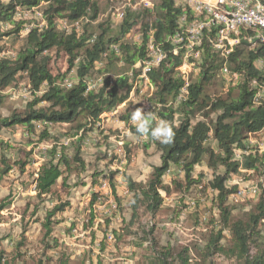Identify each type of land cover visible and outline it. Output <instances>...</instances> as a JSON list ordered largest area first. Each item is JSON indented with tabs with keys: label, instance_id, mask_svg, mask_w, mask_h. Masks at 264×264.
Here are the masks:
<instances>
[{
	"label": "trees",
	"instance_id": "1",
	"mask_svg": "<svg viewBox=\"0 0 264 264\" xmlns=\"http://www.w3.org/2000/svg\"><path fill=\"white\" fill-rule=\"evenodd\" d=\"M259 1L264 5V0ZM156 2L152 10L128 14L116 34H111L108 28L101 29L94 41L89 43L92 36L86 31L81 35H76L73 31L66 34L58 30L55 22L58 19H66L71 23L87 17L95 20L98 14L95 0H10L7 3L0 1V41L3 37H14L21 26L23 27L24 21H13L16 6L30 8L46 3V8L43 10L45 25L40 29L28 30L24 46L14 59L0 60V91L17 86L21 77H24L32 91L38 92L44 84L46 87L42 94H32L23 112L0 117V129L19 125L25 127L29 135H33L36 131L35 124H42L43 127L70 124L80 117L89 123H95L102 114L111 112L127 101L130 91L127 76L116 77L114 80L106 78L90 92H86V84L83 80L99 73L94 72V65L103 60L102 55L107 52L110 45L120 43L122 40L118 41L136 26L139 15H144L147 21L141 24V28L144 31H152L153 40L162 45L166 59L148 74L154 86L150 107L152 117L144 116L142 126L135 129V134L137 136L144 134L148 143L154 144L160 155V165L153 167L148 181L144 184L133 182L129 176H125L128 191L132 196L131 220L137 218L139 209H143L151 216L159 211L163 204L160 192L167 196L170 194V187L163 185L162 182L163 176L170 167L178 168L183 172L184 179L192 183L191 175L194 167L206 159L207 167L213 174L209 188L216 193L213 203L219 216L218 229H213L209 234L203 248L198 252L197 260L189 257L187 247L182 248L177 255H174L169 248L160 247L152 261L154 264H214L213 257L219 256L232 261L233 264H264L260 231L264 221V196L261 194L258 197L246 219L232 220L231 210L226 203L230 196L237 193V187L225 186L229 177L237 174L241 166L234 157V150L244 149L243 141L249 134L264 131V99L261 103L254 104L256 90L251 86L253 80L264 82V43L255 40L254 44L240 43L235 47L226 65L228 70L239 73L241 79L230 88L226 98L216 99L207 95L205 87L215 81L223 65V59L205 44L197 65L198 73L194 81L189 79L186 100L174 109L173 104L178 93L185 85V81L177 72L182 59L180 55L172 53V47L165 43L164 39L174 33L181 10L172 0H156ZM149 18H153L150 27ZM3 24H10L12 29L4 32ZM256 33L255 30L242 31L240 41L250 42L255 39ZM147 39L148 37L143 34L140 45L120 44L119 55L109 53L107 56L108 67L111 68L112 61L120 58L124 60V64L130 66L137 60L145 59ZM60 55L67 59L66 70L63 73L58 70L54 74L51 64L56 62ZM257 61L261 62V67L255 65ZM74 68L78 82L69 89L61 87L62 79ZM233 90H235L234 96L231 93ZM205 110L206 112H203ZM176 111L182 114V120L177 125L174 123ZM200 113L204 119L215 113L216 119L210 124L204 120L192 123L195 115ZM130 116L127 115L123 119L127 120ZM156 120H161L165 126V134L161 140L157 139ZM75 129L80 131L84 126L78 124ZM46 134L45 129L43 136ZM211 136L217 144V150L206 147ZM56 149L53 145L46 151L47 159L37 170L34 179L36 198L48 196L59 179L64 182V175L72 171V164L84 167V162L80 158V144L75 147L74 154L70 158ZM1 163L0 181L13 169L4 158ZM15 164L23 171L25 162ZM258 166L261 168L260 171ZM218 167L223 168L222 175L215 174ZM248 169L264 174V152L260 155L248 156ZM114 198L118 200L115 194ZM95 200L96 198H93L94 202ZM9 205L8 199H0V212ZM65 206L66 204L54 205L46 212L43 237L50 242L47 243L48 248L57 247L56 240L50 237L53 218L57 213L63 212ZM92 219L91 215V222ZM225 231L229 232L230 237L228 243L223 245L221 242ZM152 234L153 230L149 229L145 241ZM149 240L157 250L158 243L153 238ZM18 257L8 260L0 251V264H18ZM37 264L44 262L38 261Z\"/></svg>",
	"mask_w": 264,
	"mask_h": 264
},
{
	"label": "rangeland",
	"instance_id": "2",
	"mask_svg": "<svg viewBox=\"0 0 264 264\" xmlns=\"http://www.w3.org/2000/svg\"><path fill=\"white\" fill-rule=\"evenodd\" d=\"M95 1L98 6L97 18L90 20L87 17L89 22L81 26V31L96 37L101 29L108 28L111 34H116L121 23L112 22L110 19L108 8L111 3L109 0ZM1 2L7 3L8 0ZM153 3L155 5L156 0ZM16 7H20L22 13L19 18H13V21H24V24L13 39L2 38L0 60L14 59L24 46L28 30L40 29L45 25L43 10L46 3L30 8ZM143 10L142 7H136L127 15ZM143 16L139 15L136 26L118 41L122 40L119 44L137 46L142 43L143 34L148 37L152 33L151 30L144 31L141 28V24L147 21ZM152 20L153 18H149V27ZM10 29V24L2 25L4 32ZM66 60V57L60 55L51 64L52 72L55 74L60 70L63 73L66 70ZM112 63L111 68L107 65V59L96 63L94 72L99 73L87 77L86 80L96 82L99 86L106 78L114 80L130 73L135 80L136 72L131 68L132 65L124 64L122 58L113 60ZM255 65L261 67V62L257 61ZM197 73L196 70L187 72L188 78L194 81ZM75 78L74 68L62 80L73 81ZM19 79L17 86L13 87L15 90L19 88L16 95L8 90L0 91L2 118L23 112L31 100V96L27 97L24 90L27 81L24 77ZM129 84L131 90L132 82L129 81ZM230 88L232 87L218 72L215 81L208 84L205 91L212 99L226 98ZM141 89L143 95H137L134 91L131 100L127 99L95 123H89L80 117L70 124L46 127L35 124L36 131L33 135H29L26 128L19 125L0 129V168L3 158L13 167L0 181V199L6 198L10 201V205L0 212V251L4 253L5 259L19 256L18 264H37L38 261L44 264H154L152 259L156 257V251L160 247L169 248L174 255L187 247L189 257L197 260L198 252L212 230L218 229L219 221L218 211L213 203L216 193L209 188L213 174L207 167L206 159L194 167L192 183L184 179L183 172L178 168L170 167L162 178L163 185L170 187V194L167 196L160 192L163 204L159 211L151 216L139 209L137 218L131 220L132 196L125 176H129L133 182L144 184L148 181L153 167L160 165V155L154 144L148 143L144 134H135V129L142 126L143 117H152L150 107L154 90L148 96L149 91L144 85ZM231 93L234 96L235 90ZM145 101L149 111L142 106ZM177 107V104H173L174 109ZM127 115L131 116L124 120L123 117ZM215 119V113L210 114L207 119L200 113L195 115L192 123L204 120L210 124ZM181 120L182 114L176 111L174 123L177 125ZM78 124H82L84 129L76 130L75 126ZM157 124V139L161 140L165 134V126ZM45 129L47 134L43 136ZM77 142L81 146L80 158L84 167L72 164V171L65 173L64 182L59 179L48 196L36 198L34 179L38 168L47 159L46 151L55 145L57 151L70 158L75 147L79 145ZM243 146L244 149L234 150L237 154L235 159L241 165L240 169L225 183L228 188L237 187V193L230 196L226 203L231 210L232 220L246 219L258 197L261 194L264 196V174L248 169V156L264 152V131L249 134L243 141ZM206 147L217 150L212 136ZM17 162H25L23 171L15 164ZM258 170H261L259 166ZM215 174L222 175L223 168L218 167ZM114 194L118 200H115ZM93 198H96L95 202ZM58 204L66 206L63 212L57 213L53 218L50 237L56 240L57 247L52 249L47 247L50 242L43 237V223L46 212ZM149 229L153 230L149 239L153 238L159 245L157 250L149 239L145 241ZM260 231L264 250V221ZM223 235L221 243L226 245L229 232L225 231ZM212 261L214 264H233L219 256H214Z\"/></svg>",
	"mask_w": 264,
	"mask_h": 264
},
{
	"label": "built area",
	"instance_id": "3",
	"mask_svg": "<svg viewBox=\"0 0 264 264\" xmlns=\"http://www.w3.org/2000/svg\"><path fill=\"white\" fill-rule=\"evenodd\" d=\"M172 1L181 10V14L177 19V27L174 33L167 36L164 42L172 47L174 55L178 54L181 56L182 62L177 68V72L178 76L185 81V85L180 89L174 104L178 105L186 100L188 94L187 87L189 85L187 72L191 73L192 70L198 72L197 65L199 64L205 44L212 52L223 59V65L220 68L219 74L229 86L234 87L240 81L241 75L228 70L226 61L234 52L235 47L240 44V33L242 31L255 30L257 31L255 40L264 42V5L259 0ZM109 2L111 3V6L108 8L110 19L112 22L121 24L125 20L127 13L133 8L142 7L144 10H152L154 8V0H109ZM31 9L34 11V8ZM21 13V8L16 7L13 16L14 20L19 18ZM88 22L87 18H81L71 23L66 19H58L55 25L59 31L66 34H70L73 31L76 35H81V26ZM94 39L95 36H92L89 39V43H92ZM119 46V43L110 45L107 52L102 55V59L105 60L109 53L119 55ZM161 46L160 43L154 42L152 33H150L146 43V58L137 60L131 67L136 72L135 80L132 73L127 75L133 86L129 92L128 101L131 100L134 91H136L137 95H143L142 85L149 91L148 96L153 94L154 86L148 74L153 69L158 68L166 59V54ZM77 82L76 78L73 81L64 80L60 86L69 89ZM83 82L86 84V92H90L97 87L96 82L87 81L86 79ZM251 86L256 90L253 103H261L264 99V82L259 83L253 80ZM45 87L46 85L44 84L38 92H35L30 90L27 84L24 90L27 92L26 96L29 97L32 94H42ZM18 89L15 90L13 87H9L5 91L8 90L12 95H16ZM142 106L146 111H149L146 101ZM102 116L106 117L107 113L102 114L100 119ZM156 122L163 124L161 120H156ZM234 157L237 159L236 153H234Z\"/></svg>",
	"mask_w": 264,
	"mask_h": 264
},
{
	"label": "water",
	"instance_id": "4",
	"mask_svg": "<svg viewBox=\"0 0 264 264\" xmlns=\"http://www.w3.org/2000/svg\"><path fill=\"white\" fill-rule=\"evenodd\" d=\"M240 43H251V44H254L255 43V39L251 40L250 42H247V41H241Z\"/></svg>",
	"mask_w": 264,
	"mask_h": 264
}]
</instances>
